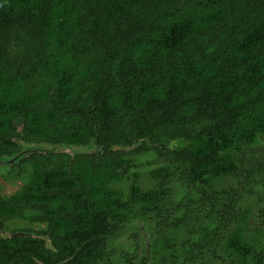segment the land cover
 Returning <instances> with one entry per match:
<instances>
[{
  "label": "trees",
  "instance_id": "1",
  "mask_svg": "<svg viewBox=\"0 0 264 264\" xmlns=\"http://www.w3.org/2000/svg\"><path fill=\"white\" fill-rule=\"evenodd\" d=\"M23 134L99 150L20 160L0 224L41 222L54 248L4 237L0 260L96 264L138 217L195 264H264V0H0V156L20 152ZM200 192L224 201L208 216L218 231L192 217ZM251 193L258 202L240 204Z\"/></svg>",
  "mask_w": 264,
  "mask_h": 264
},
{
  "label": "flooded vegetation",
  "instance_id": "2",
  "mask_svg": "<svg viewBox=\"0 0 264 264\" xmlns=\"http://www.w3.org/2000/svg\"><path fill=\"white\" fill-rule=\"evenodd\" d=\"M147 142H148V144H150L149 140ZM91 144H94L95 148L89 149V152H86V153L91 154V153L99 150L98 144L96 142H90L87 145H91ZM137 145L138 144H135L133 147H136ZM125 146L126 147H123V145H121V146L117 145L114 148L115 149L125 148L126 150L131 149L128 145H125ZM102 150H104V149H102ZM45 153H48V152H45ZM78 154L79 153H75L73 156H76ZM1 156H3V155H1ZM6 156H8V155H6ZM104 157H105V155H104ZM19 163H20V161H19ZM19 163L13 164L11 162H5V163L3 162V163H0V165L5 164V165H9V166H16L17 167L16 174H17ZM240 169H242L241 165H240ZM118 170H119V172L122 171L121 168ZM132 172H134V171H132ZM132 174H133L132 178L134 177L137 179V178L141 177L139 179V181L140 180L143 181V179L145 177L144 174L138 173L137 171H135ZM14 178L17 179V175H15ZM1 182L2 181L0 180V197L5 195L7 197L5 199L7 200L10 198L11 195L9 193L8 187L6 185L2 186ZM118 183L120 185H123L126 182H123V181L122 182H115L114 181V183L112 182L111 184H112V186H117ZM144 184L145 183L142 182L143 187H145V189L148 188V186L147 185L144 186ZM117 187H120V186H117ZM244 187H245V184H243L241 186V190H243ZM14 188L15 187H13L11 193H15V191L17 190V189L14 190ZM256 190L259 192L260 195H263L264 194V185L261 186L260 182H259V184H257V186H256ZM247 196H248V194L245 195V197L241 200L242 202L240 204L244 205V200L247 198ZM64 198H65V195H60L58 198L52 199L50 202H48V200H47L46 203L48 205H51V207H52L53 202L56 203V206H57L58 202H60L58 205H61V204L64 205L67 203ZM192 200H194L192 208H191L192 217L197 220L199 225H203V226H204V224H207V226H210L209 224L211 223V217L208 218V216L210 215L211 211L218 210L221 203L224 202L223 200L220 203L214 202V201H212L211 195L209 193H202V192H200V194H198L197 196H193ZM257 202H258V200L256 199L255 204ZM215 205H218V207L212 209ZM244 206L251 207L250 205H244ZM254 207L258 208V210H259V207H257V206H254ZM168 210H169V208H168ZM250 212H251V210H249V213ZM166 213H165V215H166ZM145 214H146V216H148L149 215L148 211H146ZM259 215H260L259 216L260 219H262V217H261L262 215L260 214V211H259ZM168 216L171 218L165 219V220L168 222L173 218L172 219V223H173L175 220V211H170ZM18 217H19L20 223H22V224L27 223L24 221V219H21V216H18ZM0 219L3 220L1 217H0ZM134 220L146 221L144 219H140L138 217H135L130 222H133ZM15 221H11V222H14L11 230L8 229L6 221H5L4 226H2L0 224V238L5 239L4 237L16 238V237H23V236H31V237L41 238V239L45 240L47 247L54 248L49 235H43L46 233H43L44 227L42 226L41 222H40V225L33 224L28 228V230L21 231V230L17 229L18 225H17V223H15ZM150 222L153 223V225L150 229L151 230V238L145 239L143 237H139L140 234H138V229H137V230H134V231L132 230L129 232L130 236L133 237L132 241L129 240V241H126V243H124V242L120 243L117 241L118 243L116 244V240L113 241V239L117 238V236L122 231L125 230L126 225L129 223V222H125L123 227H119L116 234L113 237L108 239L106 246H105V253L102 257H100L97 260L96 264H130L124 258L123 254L128 253L131 255L134 253V251L137 248H138V253L135 254L133 256V259H132V263H134V264H145V261L141 260V256L146 254V252H145L146 249L150 252L149 253L150 259L148 261V264H157V263H160V261H162V264H195L196 263L195 259L197 257H193V255L190 252L186 251V249L182 247V244L178 245V242H179V241H177L178 236L172 237L171 233L163 234V236H165V237L160 240V241H162V243L152 242L153 234L157 231V229L154 227V220L146 221L147 224H149ZM7 223L10 224V219H7ZM217 226H219V225H217V224H216V226L211 225L210 230L214 231ZM171 227H172L171 229L173 230V233H175L172 235H177L176 233H179L178 230L175 229L174 225ZM165 229H166V225L164 226V232H168V230H165ZM40 230H42V232H38ZM216 230L218 231V229H216ZM253 237H251V238H253ZM254 245L256 246L255 248L257 250L259 244L254 243ZM4 246H5V244H0V247H4ZM142 251H143V253H141ZM225 252L227 255L230 254V253L228 254V251H225ZM10 263H11L10 260L7 258L0 260V264H10Z\"/></svg>",
  "mask_w": 264,
  "mask_h": 264
},
{
  "label": "rangeland",
  "instance_id": "3",
  "mask_svg": "<svg viewBox=\"0 0 264 264\" xmlns=\"http://www.w3.org/2000/svg\"><path fill=\"white\" fill-rule=\"evenodd\" d=\"M20 122V121H19ZM18 122V123H19ZM21 124V122H20ZM21 138H23L25 141H28V138L25 134L20 136ZM262 157H264L263 153L261 154ZM17 171V167L16 166H9V165H5V164H1L0 165V180L1 185H6L8 187L9 193L11 194L13 186H15L14 190L19 188L22 183H19V179L14 178ZM143 183H145V185H147L149 187V183L147 181H142ZM260 185L263 186L264 183L260 182ZM117 186H121L123 187V185H120L118 183ZM125 188V187H124ZM256 201V195L255 193H251L250 195L247 196V198L244 200V205H254ZM259 210L258 208L254 207L251 208V218L253 220V222H259L261 219L259 217ZM153 223H149L147 224L146 221L143 220H134L133 222H129L126 227L125 230L122 231L117 238H114L113 241L116 240V244L118 242L120 243H126V241H132V238L129 234L130 231H134L138 229V234H140L139 237H143L145 239L147 238H151V227H152ZM112 241V240H111ZM118 241V242H117ZM143 253V251L141 252Z\"/></svg>",
  "mask_w": 264,
  "mask_h": 264
},
{
  "label": "water",
  "instance_id": "4",
  "mask_svg": "<svg viewBox=\"0 0 264 264\" xmlns=\"http://www.w3.org/2000/svg\"><path fill=\"white\" fill-rule=\"evenodd\" d=\"M20 142L22 144V150L12 156H0V163L11 162L13 164L19 163V161L28 156L32 152H68L72 155L75 153H86L89 149L95 148L94 144L91 145H70L66 143H50L47 141L43 142H27L20 137Z\"/></svg>",
  "mask_w": 264,
  "mask_h": 264
}]
</instances>
